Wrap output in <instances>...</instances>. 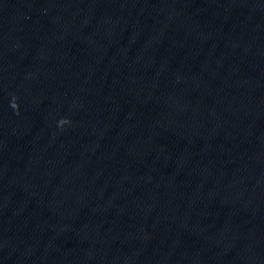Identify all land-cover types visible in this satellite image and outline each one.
Listing matches in <instances>:
<instances>
[{
    "label": "clouds",
    "instance_id": "obj_1",
    "mask_svg": "<svg viewBox=\"0 0 264 264\" xmlns=\"http://www.w3.org/2000/svg\"><path fill=\"white\" fill-rule=\"evenodd\" d=\"M13 107H16V105L14 104Z\"/></svg>",
    "mask_w": 264,
    "mask_h": 264
}]
</instances>
